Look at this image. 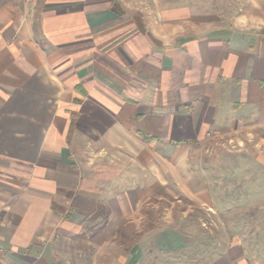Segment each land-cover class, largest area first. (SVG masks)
I'll use <instances>...</instances> for the list:
<instances>
[{
    "label": "crops",
    "instance_id": "obj_1",
    "mask_svg": "<svg viewBox=\"0 0 264 264\" xmlns=\"http://www.w3.org/2000/svg\"><path fill=\"white\" fill-rule=\"evenodd\" d=\"M170 1L0 0V264H156L193 142L264 156V0Z\"/></svg>",
    "mask_w": 264,
    "mask_h": 264
},
{
    "label": "rangeland",
    "instance_id": "obj_2",
    "mask_svg": "<svg viewBox=\"0 0 264 264\" xmlns=\"http://www.w3.org/2000/svg\"><path fill=\"white\" fill-rule=\"evenodd\" d=\"M191 1L171 0L169 9L193 8L195 2ZM217 7L221 15L228 8ZM245 143L248 140L243 134L236 138L209 135L193 142L188 152L192 170L184 175L189 183L182 190L207 194L211 202H206L204 209L210 206L216 213L201 217V223L191 212L201 210L199 206L180 202L191 214H177L171 224L159 220L156 230L172 232L171 244L177 249L160 254L153 245L156 264H264V156L246 150ZM236 251L241 255L231 257Z\"/></svg>",
    "mask_w": 264,
    "mask_h": 264
}]
</instances>
